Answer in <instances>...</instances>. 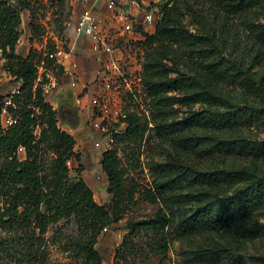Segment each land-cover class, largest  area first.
<instances>
[{"label":"trees","instance_id":"16d2710c","mask_svg":"<svg viewBox=\"0 0 264 264\" xmlns=\"http://www.w3.org/2000/svg\"><path fill=\"white\" fill-rule=\"evenodd\" d=\"M209 1L230 17L264 8V0ZM36 5L35 0H0V60L21 83L19 91L9 95L10 100L0 97V230L7 234L0 238V255H14L16 264H48L51 243L70 253L73 260L67 264H103L96 248L98 239L123 218L125 199L133 202L137 191L125 185L117 149L102 157L113 195L111 207L97 203L82 177H71L69 163H80L81 155L75 151V137L62 130L59 121L75 127L78 110L70 95H61L58 109L46 100L42 84H36L37 52L31 50L26 57L16 53L23 11L32 12L30 28L34 35L40 33L34 20ZM162 11L155 33L147 34L140 43L145 51L143 83L151 114L146 120L130 115L126 131L116 136V142H137L153 124L158 138L171 141L178 152L166 163H156L159 179L148 190L147 198L161 201L164 209L152 218L129 223L130 232L152 231L155 245L163 251L167 244L160 233L173 226L181 238L241 228L240 238L264 240V223L257 219L264 214V172L258 171V164L264 161V139L245 135L253 127L264 126V24L251 26L256 42L248 58L225 59L220 55L221 46L212 45L209 35L204 38L187 29L175 7L165 4ZM175 46L187 50L198 76L181 70L182 61L173 57ZM257 66L260 69L254 71ZM230 86L241 89L240 98L230 94ZM197 104L206 108L178 117L176 105ZM4 108L18 119L16 124L3 125ZM20 148L25 150L24 159L19 156ZM48 154H52L50 161ZM187 154L218 159L224 166L190 165L184 161ZM232 158L250 161V165L231 167L226 162ZM83 168L79 164L77 172ZM70 218L78 224L76 236L56 233L51 241L46 237L51 224ZM236 248L240 247L229 240L218 241L209 249L195 250L189 259L199 264H264V255Z\"/></svg>","mask_w":264,"mask_h":264},{"label":"rangeland","instance_id":"374dc122","mask_svg":"<svg viewBox=\"0 0 264 264\" xmlns=\"http://www.w3.org/2000/svg\"><path fill=\"white\" fill-rule=\"evenodd\" d=\"M38 8L35 14V22L40 27L39 35H34L30 28L32 21V12L25 10L21 14L22 23L20 29L22 31L20 41L17 45L16 53L26 57L29 52L35 51L38 55L39 71L44 72L43 62H46V49L52 43L56 42L58 45L71 44V35L65 31V22L68 19L72 7L71 0H35ZM146 3H151L152 6L158 5L161 9L163 5L168 4L177 9V18L183 20L187 29L204 38L207 35L211 38L212 45H220L225 59L227 58H248V54L252 53L255 47L256 37L251 30L253 23L264 24V8L257 7L243 16H225L218 11L213 3L209 0H144ZM57 40V41H56ZM131 45H124V52L128 56H135L139 54V60L136 63V69L139 71L142 65V58L145 55L143 47L136 43ZM76 45V44H75ZM49 49V48H48ZM173 57L176 62L182 61L180 64L181 70L189 76H196L193 65L191 64L190 55L184 47L175 46ZM80 50V49H79ZM78 59L82 61V66L90 67L92 64L90 54L81 49L76 53ZM142 57V58H141ZM244 62L246 65L249 64ZM5 61L0 60V97H5L6 101L10 100L9 95L13 94L12 90L17 86V80L12 77L9 71L4 67ZM263 66V65H262ZM48 67V73L56 77L60 82L62 81L61 71L52 64ZM260 66H257L254 71H258ZM46 73V72H45ZM198 76V75H197ZM47 78V76H46ZM92 76L85 77V82L90 80ZM62 93L57 89L53 96L46 95V100L54 106L55 109L60 107L61 95H70L72 91L68 89L67 83H63ZM18 87V86H17ZM228 89L230 94L241 97V89L235 86H230ZM138 91H140L138 89ZM74 95V94H73ZM124 95L126 98L123 103L127 110H135V113L142 117V119H149L151 114L150 99L146 94L140 93L138 99L132 100ZM74 107L78 110L79 118L75 127L66 126L60 119L59 126L62 130L71 133L76 139L75 151L80 153L81 161H71L69 166L71 168L70 175L73 179L80 177L89 185L94 193L95 200L100 205L111 207L113 195L109 192V181L106 173L102 167V157L104 154L103 148L96 147V142L101 141L99 133L91 128V111L88 108H81L76 102V96H71ZM232 97V95H231ZM236 101V100H234ZM175 108L178 110V117H186L191 111H200L206 108L202 104L195 106H179ZM150 130L145 136L137 142H126L114 144V149H117L121 159V167L125 173V185L131 189H136L137 193L133 202L125 199L124 201V215L123 218L104 230L96 245V248L103 257V264H199L189 259L191 254L200 248L209 249L218 241L224 242L229 240L234 244L239 252H246L250 255L260 256L264 255V240L258 239L255 241H248L240 238L241 228L228 233L218 234H204L195 235L192 237L181 238L178 236L176 228H167L160 233L161 238L165 239L167 244L166 251L158 248L155 245L154 233L152 231H140L132 234L128 227L129 223L142 221L144 219L152 218L160 209H164L161 201H151L147 198L148 190H151L158 181V174L155 170L156 163H166L174 158L178 150L174 148L171 141L164 142L158 138L156 131L153 129L154 125L150 124ZM245 135L251 138L264 139V126L253 127L252 130L245 131ZM52 154H48L47 160L50 161ZM20 158L26 157L25 150L19 149ZM239 158L228 159L226 164L233 165L231 167L247 168L250 161L240 162ZM238 160V161H236ZM186 163L196 165L203 168H221L224 164L218 159H199L193 154L185 156ZM79 164L84 167L83 170L77 172ZM261 169L264 172V161L258 164V171ZM253 171L254 168H253ZM3 208V199L0 195V210ZM258 221L264 223V214L258 216ZM56 233H63L64 235L78 234V224L74 219H63L57 223L49 226L46 237L53 239ZM7 234L0 230V238ZM56 239L61 236H54ZM60 239V238H59ZM239 239L241 244H238ZM49 259L48 264H67L73 259L70 253L63 251L59 244L52 245L49 243ZM0 264H16L14 255L10 253H3L0 255Z\"/></svg>","mask_w":264,"mask_h":264},{"label":"built area","instance_id":"2783aa9c","mask_svg":"<svg viewBox=\"0 0 264 264\" xmlns=\"http://www.w3.org/2000/svg\"><path fill=\"white\" fill-rule=\"evenodd\" d=\"M71 4L65 31L76 45L53 42L46 49L47 66L51 63L60 69L62 81L50 75L43 62L41 68L45 67V71L38 68L36 84H42L45 96H53L57 89L63 94V83H67L77 104L91 111V128L101 139L95 145L106 152L114 149L116 136L126 131L128 117L136 114L135 110L125 108L123 96L141 100L140 93L147 95L143 83L144 57H141L139 71L130 72L129 68H138L135 65L139 54L126 57L124 45L136 43L142 47L140 43L146 35L155 33L163 11L158 5L152 6L144 0H71ZM79 49L90 54V67L84 65L83 68L82 61L76 56ZM88 76L92 78L85 82ZM19 87L12 93H17ZM2 122L8 127L16 124L18 119L4 108Z\"/></svg>","mask_w":264,"mask_h":264},{"label":"crops","instance_id":"0c3cea01","mask_svg":"<svg viewBox=\"0 0 264 264\" xmlns=\"http://www.w3.org/2000/svg\"><path fill=\"white\" fill-rule=\"evenodd\" d=\"M20 84H21L20 82H17V84H16V85L19 87V86H20ZM17 86H15V87L17 88ZM66 126L68 127V125H66Z\"/></svg>","mask_w":264,"mask_h":264}]
</instances>
